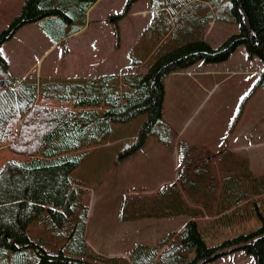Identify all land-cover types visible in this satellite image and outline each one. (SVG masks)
<instances>
[{
	"label": "trees",
	"instance_id": "obj_1",
	"mask_svg": "<svg viewBox=\"0 0 264 264\" xmlns=\"http://www.w3.org/2000/svg\"><path fill=\"white\" fill-rule=\"evenodd\" d=\"M96 1L24 0L19 15L0 32V46L24 25L40 21L53 45L65 46L83 29ZM136 1L128 0L127 7ZM231 13L239 32L218 47L191 26L182 42L159 52L140 72L43 83L15 76L0 54V264H208L235 251L264 264V217L259 211L264 198L253 200L261 226L219 245L209 246L198 222L190 220L155 245H137L125 257L105 256L87 240L89 206L73 177L82 152L102 142L110 123L147 114L125 155L145 143L162 118L166 75L200 61H224L240 45L264 61V0H232ZM33 227L46 236L34 237Z\"/></svg>",
	"mask_w": 264,
	"mask_h": 264
},
{
	"label": "rangeland",
	"instance_id": "obj_2",
	"mask_svg": "<svg viewBox=\"0 0 264 264\" xmlns=\"http://www.w3.org/2000/svg\"><path fill=\"white\" fill-rule=\"evenodd\" d=\"M23 2L24 0H0V32L19 15ZM101 4L97 8L100 15L105 10L110 13L109 20H114L116 13L122 15L121 17L125 15L128 30H132L130 33L126 31L122 36V39L125 38L123 54L118 55L110 50L119 41L112 38L109 32L112 22H109V30L97 33L99 38H95L97 40L93 42L96 53L93 62H98L92 67L90 55L77 54L73 41H67L65 46L53 45L42 25L34 22L21 27L10 40L0 46V54L7 59L9 70L17 77H36L42 79L43 83L84 81L81 77L89 73L98 77L129 71L140 72L145 70L147 59L142 60L143 56L137 52H146L149 45L144 47L142 44L137 52L136 45L134 49L130 47L134 42L144 43L143 38L147 39L151 33L156 38H162L160 46L155 50L160 52L169 46L174 48L175 36L186 34L191 26L194 27L192 32L198 29L199 35H205L204 38L213 47H218L230 35L239 32V25L231 13L232 0H138L129 7L128 0H103ZM151 7L156 9L148 12L143 26L146 28L150 22L152 26L149 30L146 29L141 38L135 39L139 25L136 26L134 21L137 19L132 18V14L139 9L150 10ZM168 9L174 12L167 13L165 10ZM153 12H157V16L152 15ZM172 14L174 15L171 16ZM86 42L87 49L89 42ZM127 49L131 51L130 62L127 64L130 68L118 71L117 67L122 65L121 62L126 63ZM109 58L111 59L108 61ZM134 60L137 63H132ZM190 69L191 74L183 69L171 73L177 75L164 77L166 89L162 118L153 126L144 147L142 145L132 154L125 155L136 143L147 120V114H141L125 123H110L109 131L102 142L82 152L73 177L76 185L85 190L84 202L89 206L86 237L98 254L125 257L133 248L130 245L144 235L150 234L151 237L165 230L175 229L174 232H177L181 228L185 221L182 216L163 224L164 227L161 228L157 226L151 230V225L148 231L139 223H132L133 220L145 218L147 213H154L152 211L164 206L167 207L166 210L172 211L169 200H158L156 196L146 197L144 194L159 189V174H154L156 170L158 172L157 163L166 169L161 179H169L175 169L182 172L185 160L182 157L184 148L181 146L190 140L212 146L225 133V142L239 145L242 150H246V145H253L248 151H243L253 153L255 157V163H250L249 170L257 175L264 174L262 58L255 54L250 55L246 47L240 45L224 61H200ZM156 144H163L162 151L153 147ZM149 153L163 154L164 157L155 162L146 158ZM242 170L244 173L245 170ZM143 197L147 200L142 201ZM259 206L264 217V200ZM250 212V216L237 218L233 224H222L216 230L208 227L210 230L205 231L201 227L206 243L209 246L219 245L226 239L247 234L260 227L258 209L253 205ZM122 220L128 225L119 222ZM202 223L205 225V222ZM31 231L36 238L46 236L40 227H33ZM141 242L153 243L154 239ZM218 264H255V261L244 252L241 256L235 255L232 259L227 258Z\"/></svg>",
	"mask_w": 264,
	"mask_h": 264
},
{
	"label": "crops",
	"instance_id": "obj_3",
	"mask_svg": "<svg viewBox=\"0 0 264 264\" xmlns=\"http://www.w3.org/2000/svg\"><path fill=\"white\" fill-rule=\"evenodd\" d=\"M102 2L103 0H97L88 9L86 13L85 26L80 31L74 33L70 38V40L73 41V44L76 46L74 49L76 50L77 54L84 53L88 56L90 55L91 67L93 64L98 62H93V60H95L94 57L96 54L93 42L94 40H97L95 38H99V36H97V33L109 30V22H112L113 25L111 28L112 32L109 31L111 33V37L119 40L116 45L113 44L110 48V50L116 52L115 54H123V43L125 38L122 39V36L126 33V31H129V33L132 32V30H128V24L125 23V15L120 18L115 17L114 20L108 19V15L110 13L107 10H105V12L100 15V11H97V8L102 5ZM182 4L188 3L182 2ZM152 9L154 10L156 9V7H151L150 10L139 9V11L133 12L132 18L135 17L137 19V21H133L136 23V26L139 25V27L137 28V37L135 39L141 38V35L145 34L146 29L149 30L152 26L151 22L148 23V26L146 28L143 26L145 25L144 21L147 20L146 18L149 15L148 12H151ZM165 11L167 13L174 12L170 9ZM175 12L177 14L178 10ZM157 14V12L152 13V15L155 16H157ZM118 15L120 14L116 13V16ZM173 15L174 14H172L171 16ZM166 16H169V14ZM167 20L168 22H171V19L167 18ZM36 23L42 25L44 21ZM140 25L142 27H140ZM189 31L190 29L187 30V32ZM167 34L168 33H166V36ZM184 35L185 34L182 33L181 35L175 36L176 44L174 46L182 42L181 40H184ZM86 40H88L89 42V48L87 49ZM151 41L153 42V45L150 46ZM161 41L162 38H156L153 36V33H151L148 35L147 39L146 37L143 38L144 43L140 42L138 44L134 42L130 49H134L133 47L136 45L135 49L137 52L139 49H141L142 44L144 47L146 46V44H148L149 49L146 52L140 50L139 52H137L143 56L142 60L147 59L145 61L147 62L159 53L158 51L155 52V50L160 46ZM113 42H115V40ZM170 48L171 46L165 49L168 50ZM130 49H127L126 53L124 51L126 55V63L121 62L122 65L120 67H117L118 71L129 70L130 66H128L127 64H129L128 62H130ZM110 59L111 58H109L108 61ZM132 63L137 62L136 60H134ZM187 70L188 74H191L190 67L187 68ZM169 75L174 76L177 74ZM87 76L90 78L91 76L95 77L96 75L89 73L88 75H83L81 78H88ZM225 139L226 138L224 133L220 138V141L216 144H213L212 146L205 145L203 143H196L192 140H190V142H186L190 145V147L188 148L184 144H182L181 147L184 148L182 150V157L183 160H185V163H183L182 172L179 173L178 169H175L173 175H171L169 179H161V176L166 173V169L162 164L157 163L158 172L156 170L154 174H159V189L154 192L152 191V193H145L144 196H156V199L158 200H169L172 211L166 210L167 207L162 204L161 206H164L163 208L155 210L157 212L152 211L154 213H147V215H145V218L133 220L132 224L139 223L141 226H143V228H145L146 231H148L150 230L151 225V230L157 226H160L161 228L164 227L163 224L171 221L174 218L177 219L178 217L182 216L185 218V221L182 223L180 229H182L184 227V224L188 221L196 220L200 228L202 227L203 230L207 231L210 230V228L208 227H211V230H216L222 224H233L237 218L240 219L246 217L247 215L250 216V210L254 205L253 200H262L264 198V174L257 175L249 170L251 166L250 163L255 160V157L253 153H244L243 151H248L247 149H250L253 145H246V150H242L239 145H235L234 143L232 144L231 142L226 143ZM144 146L145 145H143L142 147ZM153 147H158L159 149L157 150L162 151L161 147H163V144H156ZM176 154L178 157V153ZM162 157H164L163 154L158 155L149 153L148 155H146L147 159L154 160L155 162L157 160L159 161ZM243 164L244 168H242ZM242 169L245 170L244 173L242 172ZM145 200L147 199L143 197L142 201ZM178 203H181L179 208ZM119 222L123 225L127 224L123 220ZM202 222H205V225ZM206 223H209L211 225L207 226ZM180 229L177 230V232L180 231ZM174 231L175 229L165 230V232L159 233L157 235L154 234L151 237L150 234L144 235L141 239L137 240V242H135L133 245L131 244L130 246H133L134 248L135 246L140 244L155 245L167 234H170ZM151 238L154 239L153 243L141 242L150 240ZM242 253H244V251H235L233 253L226 254L223 257L218 258L208 264H218L227 258L232 259L235 255L241 256Z\"/></svg>",
	"mask_w": 264,
	"mask_h": 264
},
{
	"label": "bare ground",
	"instance_id": "obj_4",
	"mask_svg": "<svg viewBox=\"0 0 264 264\" xmlns=\"http://www.w3.org/2000/svg\"><path fill=\"white\" fill-rule=\"evenodd\" d=\"M166 40V39H165ZM175 45V44H174ZM185 191V190H184Z\"/></svg>",
	"mask_w": 264,
	"mask_h": 264
}]
</instances>
